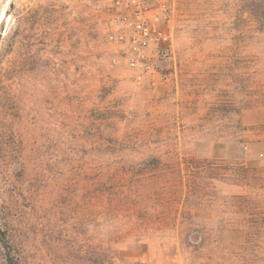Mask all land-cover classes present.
<instances>
[{"label":"rangeland","instance_id":"rangeland-1","mask_svg":"<svg viewBox=\"0 0 264 264\" xmlns=\"http://www.w3.org/2000/svg\"><path fill=\"white\" fill-rule=\"evenodd\" d=\"M149 2L140 85L115 0H0V264H264V3Z\"/></svg>","mask_w":264,"mask_h":264},{"label":"built area","instance_id":"built-area-1","mask_svg":"<svg viewBox=\"0 0 264 264\" xmlns=\"http://www.w3.org/2000/svg\"><path fill=\"white\" fill-rule=\"evenodd\" d=\"M115 3L124 11L113 16L112 23L122 27L111 32L109 39L120 45L121 55L133 71L135 82L144 84L146 80H153L156 73L151 49L167 37L149 18V0H115Z\"/></svg>","mask_w":264,"mask_h":264},{"label":"trees","instance_id":"trees-1","mask_svg":"<svg viewBox=\"0 0 264 264\" xmlns=\"http://www.w3.org/2000/svg\"><path fill=\"white\" fill-rule=\"evenodd\" d=\"M261 3H264L263 0H262ZM261 5H262V4H261ZM263 14H264V12H263ZM260 25H261V27L264 29V21H261V22H260Z\"/></svg>","mask_w":264,"mask_h":264}]
</instances>
